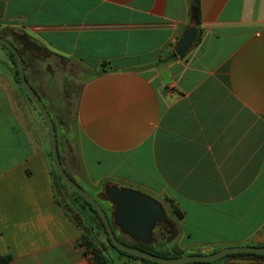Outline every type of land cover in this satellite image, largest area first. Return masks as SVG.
<instances>
[{
	"label": "crops",
	"instance_id": "0c3cea01",
	"mask_svg": "<svg viewBox=\"0 0 264 264\" xmlns=\"http://www.w3.org/2000/svg\"><path fill=\"white\" fill-rule=\"evenodd\" d=\"M200 2L198 26L192 0H0V37L17 49L13 32L90 71L109 63L78 101L80 160L61 151L62 165L97 194L126 183L169 205L172 228L152 245L181 256L264 246V0ZM193 26L200 40L172 57ZM10 69L0 49V253L5 264H91L58 204L46 124Z\"/></svg>",
	"mask_w": 264,
	"mask_h": 264
},
{
	"label": "water",
	"instance_id": "95a60500",
	"mask_svg": "<svg viewBox=\"0 0 264 264\" xmlns=\"http://www.w3.org/2000/svg\"><path fill=\"white\" fill-rule=\"evenodd\" d=\"M13 36L21 43L22 49L25 51L41 52V47L28 38L26 35L18 32H13ZM198 36V30L195 26L191 27L183 36L180 44L177 46L175 52L179 57H183L193 46ZM0 43L6 46L13 54L17 63L19 80L12 74V79L16 85L23 88L28 94L29 98L41 114L49 133L50 150L52 154L53 166L56 171L58 181L64 182L70 189L84 198L98 213L102 220L109 238L113 245L120 251L129 255L137 256L158 264H188L192 262H212L217 261L228 255L236 254H254L264 255V246H240L222 249L216 253L207 251L204 255H183L173 258H165L154 255L147 251L132 247L120 242L113 231L111 222L109 221L106 212L98 201L84 191L78 184H76L64 170L59 151L58 141L54 125V120L50 115L48 109L32 88L25 76L22 56L17 47L9 40L0 37ZM106 196L109 202L116 207L114 213V223L121 231L128 235L135 242L143 244H152L154 241L153 232L159 224H168L172 228L164 208L154 198L147 196L137 190L130 188H120L117 186H108L106 188ZM93 231V228H91ZM258 244L264 243V234L258 239ZM101 247L104 245L101 243ZM105 251L106 248H105ZM239 264H253L256 263L253 259L238 258L235 260Z\"/></svg>",
	"mask_w": 264,
	"mask_h": 264
},
{
	"label": "rangeland",
	"instance_id": "374dc122",
	"mask_svg": "<svg viewBox=\"0 0 264 264\" xmlns=\"http://www.w3.org/2000/svg\"><path fill=\"white\" fill-rule=\"evenodd\" d=\"M0 49H3L1 45ZM4 51L6 52V50ZM30 58L33 65L30 68L31 80L33 81V84L39 92L40 96L43 98V102L47 104L50 112L52 113V117H54V119L56 120L54 121V125L58 141V151L60 154L61 151H63L64 163H68V161L66 160L67 156L69 157V160L73 158L74 161H79L80 156L78 152V144L75 138L77 136L75 124L76 107L81 90L88 82V80H90L91 74L95 73V71H90L78 62L68 61L63 57L51 54L46 50H44L40 54H36L35 51H33ZM98 71H100V69ZM36 113L38 112L36 111ZM44 127L45 129H47L46 126ZM62 127L66 130L67 134L69 133L66 140L64 137L61 138ZM69 173L75 181L77 180L76 182L78 183V185L84 191L94 197L102 206L109 221L112 224L113 231H115L114 233H117L122 240L126 242H132L133 240L125 236L117 227H115L113 223V215L110 208V202L108 201L105 192V188L109 186V184L103 185L102 192L97 194L96 190L89 188L80 182V176L76 175L72 170H69ZM120 186H122L120 188L132 189L129 185H126V183H122ZM65 190L68 191L70 198L74 202L77 201V203H82V200L79 199L75 194H73L71 189L65 187ZM164 205L166 206V210L170 212V206L166 203H164ZM158 233L160 235V232H156V235H158ZM100 237L102 243H108L105 234L102 233ZM111 255L116 264H132V262H136L137 264H146L140 259H131L130 257L124 255V258L120 259L118 257L121 254H119V252L113 248L111 249ZM122 260H124L125 262L123 263ZM219 261L221 260L199 263L215 264Z\"/></svg>",
	"mask_w": 264,
	"mask_h": 264
},
{
	"label": "trees",
	"instance_id": "16d2710c",
	"mask_svg": "<svg viewBox=\"0 0 264 264\" xmlns=\"http://www.w3.org/2000/svg\"><path fill=\"white\" fill-rule=\"evenodd\" d=\"M200 12H201L200 0H192V17L195 20L196 25H198V26L200 24ZM199 40H200V38H197L196 41L198 42ZM0 45L3 47L4 50H6V53L10 59V62H11L10 73L17 80H19V72H18V67H17V63L15 60L14 54L3 44L0 43ZM44 50L45 49L41 50V52H43ZM18 51L20 52V54L22 56V61H23L26 79L28 80V82L30 83L32 88L35 90V92L38 94V96L40 97V99L43 102V98L40 96L37 89L31 84V82L29 81L28 74L26 73L28 63L25 59V54L32 53L33 51L27 52V51L22 50V49H18ZM41 52H39V53L35 52V53L40 54ZM172 57H177L175 52H173ZM64 59H66V58H64ZM66 60H68V59H66ZM160 62H162V61H160ZM110 69H111V67H110L109 63L104 62L100 66V71L91 74V78L95 75L106 73ZM20 90L24 93V95L27 97V99L32 103L34 108L37 110V108L35 107V105L31 101V99L29 98V96L25 92V90L21 87H20ZM82 90L80 92V95L82 93ZM80 95L78 97V101H79ZM43 103L46 106V108L48 109L50 115L52 116V113L50 112L47 104L45 102H43ZM77 105H78V103H77ZM76 109H77V107H76ZM37 112L41 116V114L39 113L38 110H37ZM75 116H76V114H75ZM47 157H48V160L50 163L51 174L54 177V180L56 183V191L58 194V204L66 211L68 216L71 219H73L76 222L77 226L81 229V231H82L81 243H82V245H84L86 247V255H88V253H91L93 255V262L94 263H96V264H116L112 255H111V249L110 248H113V249L117 250L119 252V254H121L118 257L120 259L124 258L123 257V255H124V256L130 257L131 259H140L146 264H158V263L152 262L150 260L139 258V257L133 256V255H129L123 251L118 250L113 245V243L111 242L102 220L100 219L98 213L93 209V207L84 198H82L79 194H77L76 192H74L71 189L72 193L75 194L79 199L82 200V203H80V202L77 203V201L74 202L70 198L68 191L65 190V187H68V186L64 182L58 181V177H57L56 171H55L54 166H53V160H52V154H51L50 148L47 151ZM64 170L67 173V175L70 177V179H72L76 184H78L72 178V176L66 171V169H64ZM90 212H91V214H90ZM91 228H93V231L91 230ZM102 233L105 234V236H106V239L108 242L107 244L102 243V240L100 237ZM161 233L164 234L163 232H161ZM115 236L120 242H122L126 245L139 248L141 250L147 251V252L152 253V254L157 255V256H161V257H165V258H173V257H179L183 254V252L178 250V249L159 250V249H156L152 244L146 245V244H143L140 242H135V241L126 242V241L122 240L118 236L117 233H115ZM101 243L104 245L103 247L100 246ZM105 248L107 251H105ZM245 255H254V254H238V256H245ZM254 256L264 257V255H254ZM10 260H11V256H4L0 253V264L8 263Z\"/></svg>",
	"mask_w": 264,
	"mask_h": 264
},
{
	"label": "flooded vegetation",
	"instance_id": "af4514ba",
	"mask_svg": "<svg viewBox=\"0 0 264 264\" xmlns=\"http://www.w3.org/2000/svg\"><path fill=\"white\" fill-rule=\"evenodd\" d=\"M157 201V200H156ZM157 202H159V201H157ZM160 204H161V206L164 208V210H165V213H166V208L163 206V204L161 203V202H159ZM110 208H111V212H112V215H113V223H114V213L116 212V207L114 206V205H112L111 203H110ZM166 215H167V213H166ZM170 222V221H169ZM114 225H115V223H114ZM115 227H117L120 231H121V229L117 226V225H115ZM168 228H169V226H168V224H159V226L158 227H156L155 228V230H154V232H153V237H155V235H156V232H163V233H166L167 231H168ZM122 232V231H121ZM123 233V232H122ZM124 234V233H123ZM125 236H127V237H129L128 235H126V234H124ZM100 238V237H99ZM130 238V237H129ZM131 239V238H130ZM134 241V240H133ZM112 249V248H111ZM246 257V258H245ZM247 257H250V255H247V256H242V257H240V258H245V259H249V258H247Z\"/></svg>",
	"mask_w": 264,
	"mask_h": 264
},
{
	"label": "built area",
	"instance_id": "2783aa9c",
	"mask_svg": "<svg viewBox=\"0 0 264 264\" xmlns=\"http://www.w3.org/2000/svg\"><path fill=\"white\" fill-rule=\"evenodd\" d=\"M87 256H88L89 260L91 261V264H96L93 262V255L91 253H88Z\"/></svg>",
	"mask_w": 264,
	"mask_h": 264
}]
</instances>
